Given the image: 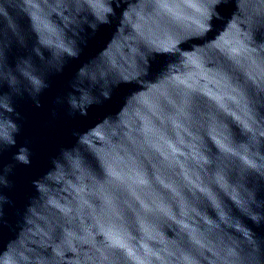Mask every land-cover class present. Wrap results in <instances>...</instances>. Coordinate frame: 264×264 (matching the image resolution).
Returning <instances> with one entry per match:
<instances>
[{
  "label": "clouds",
  "instance_id": "obj_1",
  "mask_svg": "<svg viewBox=\"0 0 264 264\" xmlns=\"http://www.w3.org/2000/svg\"><path fill=\"white\" fill-rule=\"evenodd\" d=\"M49 3L51 0H0V22L10 24L16 45L27 48L17 23L21 15L28 16L37 36L36 46L17 55L12 64V45L0 42V153H10L7 161H0V228L8 223L6 207L15 206L8 195L15 187V171L18 166L31 167L34 157L27 144H16L24 119L17 101L28 97L41 107L39 97L50 87L49 76L61 73L69 59L79 57L80 44L87 43L86 28L95 35L100 26L110 25L117 18V10L122 7L119 0H77L70 6L72 35L57 36L51 17L46 15ZM222 6H226V0H134L120 13L121 32L124 28L131 31L123 35L121 55L126 68L118 73L119 78L110 77L103 69L89 71L81 66L70 82L71 90L58 96L55 103L66 105L69 116L87 117L90 108L111 100L121 84H136L146 90L133 92L115 119L105 117L101 122L108 126L106 136L101 137L106 145L103 158L79 147L81 134L74 132L77 143L62 147L59 157L51 159L53 166L68 153L77 160L75 174L70 176L75 189L61 209L65 223L59 235L48 237V243L26 241L18 232L0 247V264H207L181 245L169 226L186 228L184 222L190 224V217L203 211L204 215H216V223L224 227L226 213L215 202L213 208L201 209L199 193L182 190L177 174L180 179L185 175L197 179L198 173V182L210 186L220 168L229 165L227 157L239 159L237 154L256 159V164L245 165V171L237 170L236 179L231 181L233 186L242 185L237 189L241 193L238 203L247 225L237 244L229 245L218 264H264V235L257 231L264 227V163L251 156L257 151L264 154V132L255 133L258 143L252 146L250 130L237 136L224 125L219 140L204 142L218 120L199 109L195 98L209 85L214 51L224 47L230 58L241 62L250 48L264 55V39L236 26L221 12ZM225 27L228 31L219 35ZM211 34L219 38L210 42ZM43 49H47V55ZM154 65L159 66L158 71L154 72ZM215 99L221 108L227 102H238L235 92H218ZM261 107L264 99L259 101L257 111ZM56 114L54 109L52 116ZM243 127L248 129V125ZM121 136L156 152L170 178L165 182L156 176L155 180L169 195L156 190L153 177L143 169L140 159L116 151ZM242 146H247V151ZM88 155L95 159L96 166ZM65 170L72 171L67 166ZM32 185L43 188L39 180H32ZM129 195L136 199L135 204L130 203ZM32 211L29 204L18 212L17 222L28 225ZM232 222L236 218L232 217ZM214 230L215 225L209 223L193 231ZM183 235L192 238V232Z\"/></svg>",
  "mask_w": 264,
  "mask_h": 264
},
{
  "label": "water",
  "instance_id": "obj_2",
  "mask_svg": "<svg viewBox=\"0 0 264 264\" xmlns=\"http://www.w3.org/2000/svg\"><path fill=\"white\" fill-rule=\"evenodd\" d=\"M76 2L77 0H51V3L48 4L46 15L51 17L52 29L57 36L64 33L68 36L72 35L70 6H75ZM119 2L122 7L117 10V18L110 25L100 26L95 35H91V29L86 28L87 43L80 44L82 50L79 57L69 59L61 73L49 76L50 87L39 97L41 107L37 108L28 97L17 101V110L21 112L24 119L22 134L15 137L16 144L17 147L27 144L34 152V157L31 167L18 166L15 171L13 177L15 187L8 192L15 202V206L6 207L8 223L0 228V247L7 245L17 236L18 232L26 241L32 243L41 241L48 243L50 235H59V230L65 223V215L61 209L67 203L69 193L75 189L70 176L75 174L77 160L71 153H68L61 163L53 166L51 159L59 157V150L62 147H72L77 143V137L73 135L74 132L81 134L79 147L92 156L103 158L106 145L101 137L106 136L108 126L102 125L101 122L105 117L115 119L116 113L133 92L146 90L139 88L136 84H121L114 90L111 100L105 101L102 106L90 108L87 117L79 114L74 117L69 116L66 105L61 106L55 103L58 96H64L71 90L70 82L81 66H86L89 71L103 69L109 73L110 77L116 79L119 78L118 73L126 68L125 60L121 55L124 51L122 47L124 44L123 35L130 33L131 30L124 28V32H121L123 24L120 13L134 0H119ZM221 12L242 30H246L250 35H255L257 39H264V0H226V6L221 7ZM17 23L27 48H20L15 44L10 24L0 22V42L5 46L12 45L10 64L15 63L17 55L26 54L25 52L36 46L37 42V36L33 32L31 21L26 14L21 15ZM227 31L228 29L225 27L221 29L219 35H223ZM219 35L211 34L209 41L215 42ZM55 42L54 39L53 44ZM228 43L229 41L225 39L224 45ZM43 50L47 55V49ZM244 56L243 62L236 58H230L224 47L212 54L214 64L209 85L195 94L199 109L218 120V124L207 132L204 142L219 140L223 135L221 128L224 125H227L237 136L250 130L253 135L249 138V144L252 146L258 143L255 133L264 132V107L257 111L259 101L264 99V55H261L257 49L250 48L244 53ZM158 68V65H154V72L158 71ZM2 88L3 85H0V89ZM168 90L175 97L172 90ZM218 92H235L238 102L236 104L227 102L224 108H221L215 99ZM249 104L251 107L247 106ZM54 109L57 113L55 117L52 116ZM244 125H248L247 130L244 129ZM197 131L203 132V129L198 128ZM117 143L116 151L122 152L129 158L140 159L143 169L153 177L156 190L165 196L169 195V191L155 180L156 176H160L165 182L170 178V173L156 152L145 148L140 143L134 144L123 136ZM242 147L247 151V146ZM91 155H88V159L96 166L97 162ZM237 155L239 159L227 157L229 165L220 168L216 174L215 182L210 186L198 182V173H196L197 179H193L192 175H185L183 179H180L177 174V183L182 190H189L194 194L199 193L197 199L201 209L213 208V202H215L218 209L226 213L222 218L226 225L224 227L216 223V215L212 212L204 215L203 211L199 215L191 216L190 224L185 221L186 228L181 229L176 224L169 226L178 236L181 245L199 255L207 264H218L229 245L237 244L238 236L244 232L247 225L238 203L241 193L237 189L242 188V185L233 186L231 181L236 179L235 172L237 170L245 171V165L256 164V159ZM251 156L257 157L264 163V154L261 152H254ZM9 158L10 153H0V161L3 159L7 161ZM220 162L224 163V160L221 159ZM66 166L72 171H66ZM32 180H39L43 188L38 190L32 185ZM202 189H207V191H201ZM128 199L130 203H136L133 196L129 195ZM29 204L33 205V211L28 217L29 224L25 225L22 221L18 223V212H22ZM232 217L236 218L235 223L232 222ZM209 223L215 225L214 231L203 233L193 231L197 229L198 225ZM185 231L192 232L191 239L183 235ZM257 231L264 235V227Z\"/></svg>",
  "mask_w": 264,
  "mask_h": 264
}]
</instances>
